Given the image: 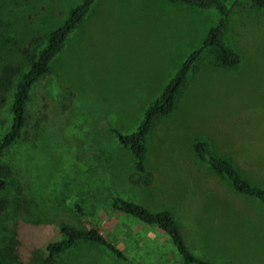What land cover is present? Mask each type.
<instances>
[{
	"label": "rangeland",
	"instance_id": "rangeland-1",
	"mask_svg": "<svg viewBox=\"0 0 264 264\" xmlns=\"http://www.w3.org/2000/svg\"><path fill=\"white\" fill-rule=\"evenodd\" d=\"M79 1L0 0V66L26 70L45 34ZM217 16L164 0L94 1L32 86L20 136L0 159L10 170L0 191L8 202L0 210V264H45V245L64 224L97 228L126 260L80 241L48 264H177L168 237L113 210L112 196L149 211L172 209L199 258L264 264V204L235 192L191 150L193 139L206 140L249 182L264 184V10L238 9L228 21L224 40L240 54L237 66L203 53L172 110L154 119L145 138L147 185L111 131L135 129Z\"/></svg>",
	"mask_w": 264,
	"mask_h": 264
},
{
	"label": "trees",
	"instance_id": "trees-1",
	"mask_svg": "<svg viewBox=\"0 0 264 264\" xmlns=\"http://www.w3.org/2000/svg\"><path fill=\"white\" fill-rule=\"evenodd\" d=\"M94 1L80 0L57 27L45 34L43 45L39 48L36 55L31 58L26 70L20 71L17 65L9 62L0 66V111L6 104L8 93L11 94L8 124L0 133V159L4 151L12 146L20 136L25 121V107L29 100L32 86L40 77L49 73L50 62L62 51L67 36L82 22ZM164 1L198 9L212 8L217 12L218 16L214 24L205 30L198 46L189 51L178 65L174 74L164 84L159 94L147 104L135 129L130 133H121L117 129L111 128L117 143L131 154L134 169L138 176L141 177L139 182L144 185H147L150 180L148 177L150 175L144 166L145 138L151 129L154 119L172 110L175 97L184 86L187 74L203 53L211 52L215 62L221 67L237 66L241 61V56L224 40V32L228 21L233 12L238 9L264 10V0ZM32 41H34V38L31 37L29 43H32ZM61 137L70 146H72V142H75L74 139L66 134L62 133ZM191 150L196 162L208 167L212 172L223 178L235 192L264 204V187L250 183L228 159L215 155L206 140L193 139ZM9 175V166L0 160V191L4 188ZM23 197L24 195H22ZM7 204V200L0 195V210L5 209ZM109 204L113 210L131 216L145 225H152L163 232L168 237L178 256L177 264H224L204 260L190 251L187 240L172 209L149 211L145 206L137 202L116 196L109 198ZM59 232L60 238L58 240L48 242L45 245V264L52 262L55 256L80 241L97 244L108 250L114 257L126 260L116 245L103 236L95 227L77 229L64 224L59 227Z\"/></svg>",
	"mask_w": 264,
	"mask_h": 264
},
{
	"label": "crops",
	"instance_id": "crops-1",
	"mask_svg": "<svg viewBox=\"0 0 264 264\" xmlns=\"http://www.w3.org/2000/svg\"><path fill=\"white\" fill-rule=\"evenodd\" d=\"M250 183H252V182H250ZM256 185H259V186L264 187V184H256ZM259 203H260V202H259ZM261 204H263V203H261Z\"/></svg>",
	"mask_w": 264,
	"mask_h": 264
}]
</instances>
